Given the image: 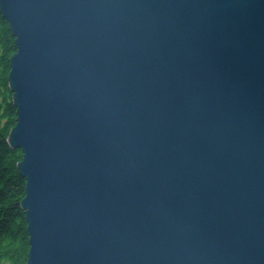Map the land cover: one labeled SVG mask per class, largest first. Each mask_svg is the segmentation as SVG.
<instances>
[{
	"label": "water",
	"instance_id": "1",
	"mask_svg": "<svg viewBox=\"0 0 264 264\" xmlns=\"http://www.w3.org/2000/svg\"><path fill=\"white\" fill-rule=\"evenodd\" d=\"M26 264H264V0H0Z\"/></svg>",
	"mask_w": 264,
	"mask_h": 264
},
{
	"label": "trees",
	"instance_id": "2",
	"mask_svg": "<svg viewBox=\"0 0 264 264\" xmlns=\"http://www.w3.org/2000/svg\"><path fill=\"white\" fill-rule=\"evenodd\" d=\"M16 51L15 37L0 13V264H26L29 252L27 222L21 207L26 182L18 170L22 151L8 143L16 124L8 80L10 58Z\"/></svg>",
	"mask_w": 264,
	"mask_h": 264
}]
</instances>
